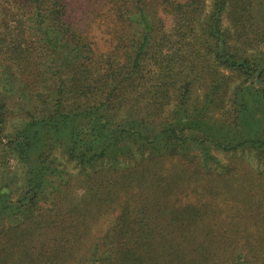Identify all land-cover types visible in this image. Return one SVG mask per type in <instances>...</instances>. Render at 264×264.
Here are the masks:
<instances>
[{
  "label": "trees",
  "instance_id": "obj_1",
  "mask_svg": "<svg viewBox=\"0 0 264 264\" xmlns=\"http://www.w3.org/2000/svg\"><path fill=\"white\" fill-rule=\"evenodd\" d=\"M82 1L76 0L71 10L70 0H0V55L25 74L18 83L23 91L29 85L27 96L40 102L19 105L9 131L12 110L3 94L9 92L3 83L7 72L0 67V179L12 174V160L25 171L19 197L0 181L1 221L17 219L44 193L51 172L48 153L57 143H63L67 159L82 167L105 157L115 163L120 156L137 153L155 160L192 146L209 158V145L226 152L252 149L264 157V0H91L105 8L111 25L106 30L113 35L110 51L99 58L86 22L76 18V7L88 12ZM166 17L172 20L170 28ZM183 52L201 58L204 68L186 61L178 76L171 74L176 63L185 61ZM91 66L97 71L91 72ZM206 74L210 81H204V104L189 102ZM220 88L227 94L224 114L211 118L208 104ZM93 90L99 98L83 104L81 99ZM145 94L165 106L175 104L158 132L148 127V111L120 121L106 113L114 110L119 97L133 99L134 106ZM161 242L135 249L123 242L110 264H207L212 255L228 252L240 257L230 243L215 249L212 239L205 249L201 244L189 251L174 241ZM195 252L198 259L188 257Z\"/></svg>",
  "mask_w": 264,
  "mask_h": 264
},
{
  "label": "rangeland",
  "instance_id": "obj_2",
  "mask_svg": "<svg viewBox=\"0 0 264 264\" xmlns=\"http://www.w3.org/2000/svg\"><path fill=\"white\" fill-rule=\"evenodd\" d=\"M75 1L70 0L71 10L77 6ZM82 3L88 12L85 15L78 6L76 18L86 22L94 54L99 58L112 47V31L106 30L111 25L105 8L91 0ZM171 23L166 17V28ZM183 55L185 61L176 63L171 74L178 76L186 61L198 62L204 68L201 58L198 60L189 52ZM4 56L0 55V67L7 72L3 83L9 92L3 94L12 110L7 124L12 131L18 106L29 101L39 106L40 102L37 98L31 100V94L27 96L29 85L22 90L18 78L24 81L25 74L7 64ZM90 69L97 71L92 66ZM205 70L198 79L204 77ZM207 74L193 88L189 102L197 99L195 104H204V81H210ZM99 95L93 90L81 102L94 103ZM140 98L132 106L133 99L119 97L114 110L106 113L116 114L114 119L120 121L130 115L141 118L148 111V127L158 132L175 104L165 106L149 94ZM212 98L208 115L221 118L227 94L220 88ZM158 106L161 110L155 112ZM62 144H54L48 153L51 172L36 203L17 219L0 220V264H110L123 242L135 249L152 242L174 241L178 248L188 246L185 249L189 251L201 244L205 249L211 239L215 249L217 244L230 243L240 257L228 251L225 255L216 253L206 260L207 264H245L247 260L248 264H264V157H257L254 150L226 152L209 145V158H205L201 148L192 146L179 149V155L155 160L137 153L134 157L120 156L115 163L105 157L94 166L82 167L67 159ZM9 165L12 174L0 181L9 184L16 198L25 184L24 166L14 160ZM207 232L213 236H206ZM195 254L188 253V257L198 259Z\"/></svg>",
  "mask_w": 264,
  "mask_h": 264
}]
</instances>
